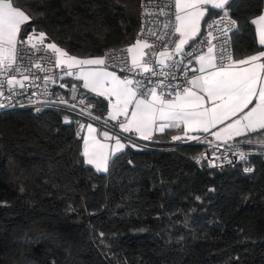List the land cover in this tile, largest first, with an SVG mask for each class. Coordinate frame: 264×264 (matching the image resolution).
<instances>
[{
  "label": "trees",
  "instance_id": "1",
  "mask_svg": "<svg viewBox=\"0 0 264 264\" xmlns=\"http://www.w3.org/2000/svg\"><path fill=\"white\" fill-rule=\"evenodd\" d=\"M13 2L35 17L25 37L43 31L78 57L127 46L140 28V0ZM262 9L231 0L234 58L260 48L251 21ZM79 123L59 109L0 112V264H264V156L249 173L211 169L189 159L204 142L170 131L98 172L84 162Z\"/></svg>",
  "mask_w": 264,
  "mask_h": 264
},
{
  "label": "snow or ice",
  "instance_id": "2",
  "mask_svg": "<svg viewBox=\"0 0 264 264\" xmlns=\"http://www.w3.org/2000/svg\"><path fill=\"white\" fill-rule=\"evenodd\" d=\"M170 2L174 4V11L170 9L166 13L164 9H159L160 15L169 17L163 22V29L168 31L157 36L149 28L148 35L157 36L158 40L168 39L174 43V48L170 50L168 45L164 46L165 50L159 53V57L163 59H158L157 64L185 69L181 75L185 78L184 82L191 87L184 86V82H180L179 77L171 72H162L167 84L165 80H153L145 75L151 72V76L155 77L158 73L157 65H151L155 53L149 54V51L154 49V45L149 44L146 39H140L145 33L144 24L147 23L143 19L135 43L127 46L126 49H110L101 56L81 58L70 55L56 42L45 43L48 36L43 31L37 34L36 29L33 28L25 37L28 23L35 17L15 6L13 0H0V78H2L0 97L14 101L16 96L24 95L26 81L39 79L34 75L29 76L20 72V66L24 60L25 45L33 54L43 49L45 56L54 57V67L61 69L66 67L68 71L65 75L75 74L78 80H83L84 89H89L97 97H104L108 101V117L112 121H117L124 132L135 131L144 139H150L151 130L157 125L161 132L166 127L179 128L183 125L186 133L189 129H197L209 133L216 140L223 139L225 142L233 137H248L230 146L237 149L235 155L240 161H248L251 154L240 150L241 144H256L264 148V136H258L255 140L251 138L253 133H264V60H262L264 51L244 59H235L234 52H228L230 40L224 38L239 29L238 21L232 19L228 11L231 0H170ZM212 10H220L223 15L208 23L209 39L205 41L199 35L201 22ZM143 15L150 16L152 13L145 11ZM251 23L256 26L258 44L264 46V10L254 17ZM214 32L218 35H214ZM213 40H219L220 43L214 44ZM197 41L200 45L207 43L206 53L196 55L200 50L194 47ZM187 48L193 50L187 51ZM123 52L130 57L131 67L121 71H138L143 78L121 79L115 72L107 71L106 66L112 64L115 59L124 60V57L117 55ZM178 56L186 59L188 64L183 65L182 60H176ZM225 59L229 60L226 65ZM193 60L199 64V68L193 69V72L198 71L199 75H192L191 79H188L187 69L192 65ZM18 61L20 64L17 63ZM34 66L41 71L45 70L41 63H36ZM28 71L30 69L26 68L25 72ZM10 72L18 73L19 78L17 75H10ZM43 79L47 82L51 77L45 75ZM173 80L177 82L173 83ZM5 84L8 89L7 97L4 92ZM60 86L65 87L63 84ZM72 89L74 93L72 99L75 100L78 93L77 85L73 84ZM32 95L35 96L36 93ZM86 99L90 97L80 100V103L85 104ZM55 103L64 104L71 109L76 107L75 104L69 105L64 99H58ZM5 106L7 105L0 104V107ZM87 107L91 109L95 105ZM35 110L41 111L39 107ZM84 111L85 109H81V112ZM87 114L91 115V111ZM119 117H123V120H119ZM64 122L74 123L68 117H65ZM217 126L219 131L214 130ZM87 127L89 135L81 137L83 139L81 154L84 162L94 166L98 172H106L111 162L122 154L128 145L121 143L120 138L111 137L115 139V145L109 146L93 135L97 129L93 128L92 124H88ZM76 135L80 137V132L78 131ZM101 135L106 139L110 138L108 131L102 132ZM188 138L198 139L195 136ZM172 139L180 140L181 137L173 136ZM130 146L136 147V145ZM252 171H254L252 167H244L245 173ZM196 199L200 200L201 197L197 196Z\"/></svg>",
  "mask_w": 264,
  "mask_h": 264
},
{
  "label": "built area",
  "instance_id": "3",
  "mask_svg": "<svg viewBox=\"0 0 264 264\" xmlns=\"http://www.w3.org/2000/svg\"><path fill=\"white\" fill-rule=\"evenodd\" d=\"M262 8L264 9V0H262ZM159 9H164V11L167 13L171 9L174 11V4L170 2V0H140L139 3V20H140V28L138 33L141 30L142 26V19L146 21L147 23L144 24L145 33L140 36V39H146L149 44L154 45V49L149 51V54L152 55V52L155 53V55L152 56L151 65H157L156 71L158 73V76L152 77L151 72L146 73L145 75L150 76L153 80H165L164 75L162 72H171L179 77L180 82H184V76L181 75L185 69L182 67H176V68H170L165 67L157 64V60L159 59V53L163 52L165 50L164 46L168 45L169 50L174 48V43H171L168 39L164 40H158L157 36L162 35L164 32L168 31L167 29H163V22L167 19H169L168 16L160 15ZM145 11L152 13V15H143ZM223 14L218 15H211L209 16L203 24V28L201 31L200 37L202 40L207 41L209 39L207 33L210 31L208 28V23H210L213 20L218 19ZM233 19V18H232ZM151 29L152 32H155L157 36L148 35V29ZM233 33H230L228 37H225V40H230V44L228 47V52L233 53L232 48V36ZM214 35H218V33L214 32ZM137 39V38H136ZM214 44H219V40H213ZM127 46L117 47V48H110L112 50H119V49H126ZM195 48L200 49L196 52V55H201L205 51H207V43L200 45V42L197 41L194 45ZM108 49L107 51H109ZM187 51H192V48H187ZM105 51V52H107ZM24 60L22 62V65L20 66V72L24 73L25 75L29 76H35L39 77V79H31L29 81H26V88L24 90L23 96H16L14 98V101H9L8 99L4 97H0V104L7 105L5 107H0V112L10 110V109H36L39 107L40 109H59L67 111L70 114H73L77 117H79L80 122H88L96 126L97 130L100 131L102 129H107L111 132L112 137H116L119 135L118 132V126L119 123L117 121L108 120L107 118L102 115L100 110L98 109L97 105L89 100L86 99L85 104H81L80 100H84L86 98L85 93L81 89L80 85L77 83V81L73 80L69 84H63L65 87H61L62 79L63 78H74L76 77L75 74L72 76L65 75V72L68 71V69L65 67L63 69L54 67L55 61L54 57L51 56H45L43 49L39 53L33 54L32 50L25 45V51L23 53ZM118 57H124V60L121 61L120 59H115L112 64L107 65V70L115 71L122 75L123 77H128L132 79H141L143 78L141 75L138 74V71H121V69H124L126 67H131V62L129 57L127 56L126 52L118 53ZM43 57V59H42ZM163 59V58H162ZM176 60H182L183 65H187L188 61L186 59H183L182 57H176ZM195 60H193L194 63ZM20 64V62H17ZM36 63H41L42 67L45 69L44 71H41L39 68H36L34 65ZM170 63V62H169ZM192 63V65H193ZM229 60L225 59L224 64H228ZM150 65V66H151ZM192 65L187 69L188 72V79H191L192 77ZM30 69V71L25 72V69ZM10 75H17L19 78V74L15 72H10ZM45 75H48L51 77L50 80L47 82L44 81L43 77ZM0 82H2V78H0ZM173 83H176L177 81L173 80ZM165 83L167 84V81L165 80ZM77 85L78 93L76 94V99L73 100L72 97L74 95L72 85ZM184 86L190 87L191 85L184 82ZM166 90V89H165ZM17 91L19 89L17 88ZM159 91V90H158ZM4 92L5 97L8 95V89L7 85H4ZM32 93H36L35 96L32 95ZM58 99H64L67 100L69 105L75 104V109H71L70 107L59 104L57 105L55 101ZM88 105H95V107L88 109ZM81 109H85L84 112H81ZM88 111H91V115H88ZM94 117H99V119H94ZM200 143L202 140L196 139L192 141H186V144H195ZM210 142V143H209ZM236 142H220V141H205L204 147L201 151L192 154L189 156V159H191L193 162L201 165L205 164L208 168L211 169H217L219 171L224 170L227 167H236L238 166L243 172L245 166H250L254 169V164L251 161V157L256 155L264 156V148H261L256 145H244L241 144L240 150L250 153L248 161H240L238 156L235 155L237 152V149L234 147H230ZM128 145H142V144H131V142L128 140ZM229 161H232L229 163ZM214 165V166H213Z\"/></svg>",
  "mask_w": 264,
  "mask_h": 264
},
{
  "label": "crops",
  "instance_id": "4",
  "mask_svg": "<svg viewBox=\"0 0 264 264\" xmlns=\"http://www.w3.org/2000/svg\"><path fill=\"white\" fill-rule=\"evenodd\" d=\"M262 10H264V9H262ZM215 12H222V11H220V10H212L210 12V14L206 16V19L209 16H211L213 13H215ZM205 20H203L201 22V31H202L203 24H204V21ZM254 32H255V39H256V42L258 44V37H257L256 26L255 25H254ZM135 41L132 42L131 44L135 43ZM131 44H129V45H131ZM129 45H127V46H129ZM259 47L260 48L257 51H255V52H253V53H251V54H249L247 56L256 54V53H258L260 51H264V46L259 45ZM206 52L207 51H205L204 53H206ZM247 56H245V57H247ZM245 57H243V58H235V59H244ZM81 58H84V57H81ZM129 59H130V57H129ZM159 59H162V57H159ZM262 60H264V58H262ZM130 62H131V60H130ZM198 68H199V64L196 61H194L193 65H192V75H199V72L198 71L193 72V69H198ZM107 71H109V72H115V71H111V70H107ZM115 73L121 79L125 78L122 75H120L119 73H117V72H115ZM73 80L77 81V83L80 85L81 89L85 93L86 97H90L89 100L93 101L97 105V107L100 110V112L102 113V115H104V117L107 118L108 120H111L108 117V112H109L108 101L104 97H97L96 94L93 93V92H91L89 89H84L82 87L83 80H78L76 77H74V78H63L62 79V84H66L67 85V84H69ZM113 102H114V100H113ZM118 119L119 120H123V117H119ZM88 124H91V123H88V122H80L78 124V130H79V132L81 134V137H84V136H88L89 135L88 127H87ZM82 125H83V127H81ZM92 126H93V128L97 129L96 126H94L93 124H92ZM158 128H159V125H157L155 128H153L151 130V138L150 139H144L139 133H136L135 131H133L131 133L124 132L118 126L119 135L116 136V137L117 138H120L121 139V143H124L126 145H128V140L131 142V144L147 145L146 142L151 141L155 135L161 134V133H164V132H170L171 131V132H174V135L173 136H180L181 137L180 141H192V139H189L188 137L195 136V137H198V139L200 138L202 140V142H205V141H220V142H225L223 139L216 140V138L214 136L210 135L209 133H204L203 131L197 130V129H189L187 131V133H186L185 130H184L183 125H181L179 128H176V127L167 128L166 127L163 132L159 131ZM214 130L215 131H219V126H217V128L214 129ZM104 131H108L109 132L110 138L106 139L105 137H103V135H101V133L104 132ZM210 131H212V130H210ZM93 135H95L97 137V139H99L101 142H103V143H105V144H107L109 146H114L115 145V139L114 138H111L112 137V134L107 129H102L100 131L97 130L95 133H93ZM240 138L241 137H233L231 140H228L227 142H238V141H240ZM82 148H83V139H82ZM90 166L95 169L94 166H92V165H90ZM99 172H105V171H99Z\"/></svg>",
  "mask_w": 264,
  "mask_h": 264
}]
</instances>
